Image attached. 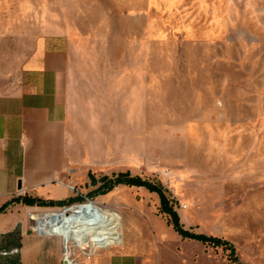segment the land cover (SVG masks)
Returning a JSON list of instances; mask_svg holds the SVG:
<instances>
[{"label": "rangeland", "instance_id": "374dc122", "mask_svg": "<svg viewBox=\"0 0 264 264\" xmlns=\"http://www.w3.org/2000/svg\"><path fill=\"white\" fill-rule=\"evenodd\" d=\"M25 1L73 40L70 124L83 154L73 199L27 209L28 232H42L32 218L90 202L121 215L111 226L142 264H264V0ZM121 171L163 184L183 227L229 240L237 259L179 232L157 191L104 192L101 176ZM74 234L61 246L79 262L122 241L83 249ZM18 243L4 237L1 249Z\"/></svg>", "mask_w": 264, "mask_h": 264}, {"label": "crops", "instance_id": "0c3cea01", "mask_svg": "<svg viewBox=\"0 0 264 264\" xmlns=\"http://www.w3.org/2000/svg\"><path fill=\"white\" fill-rule=\"evenodd\" d=\"M28 5L0 0V250L4 237L19 242L9 246L18 253L0 255V264H63L61 234L29 233L26 223L27 209L56 205L23 198L69 199L82 184V148L70 124L73 40L36 22ZM117 245L88 252L78 264H142L139 246L125 236Z\"/></svg>", "mask_w": 264, "mask_h": 264}, {"label": "bare ground", "instance_id": "6f19581e", "mask_svg": "<svg viewBox=\"0 0 264 264\" xmlns=\"http://www.w3.org/2000/svg\"><path fill=\"white\" fill-rule=\"evenodd\" d=\"M99 209L93 203L88 202L47 213L41 218L40 229L43 232L61 234L67 238L75 233L73 239L83 249L88 242L94 247L101 238L107 236L112 237L114 241L123 239L125 232L120 226L122 225L121 215L101 212ZM116 220H119L120 225L111 226ZM81 223L83 228L76 227Z\"/></svg>", "mask_w": 264, "mask_h": 264}, {"label": "trees", "instance_id": "16d2710c", "mask_svg": "<svg viewBox=\"0 0 264 264\" xmlns=\"http://www.w3.org/2000/svg\"><path fill=\"white\" fill-rule=\"evenodd\" d=\"M90 177H91L93 183H97L99 180L95 176V174H93L92 172L90 173ZM100 180L103 182V184L106 187L104 189V192H107L108 190L112 189L114 186H116L118 184H122V183L145 185L150 190L157 191L160 195L162 211L167 212L172 217L174 227L179 232H181L184 236H189L192 238L202 240L204 242H210V243H213L215 245H223L226 248H230V250H231L230 253L232 254V256L235 257V259H237L236 248H235L234 244L232 242H230L229 240L224 239L222 237H218V236L207 235L205 233L192 232V231L187 230L183 227L182 223L180 222L179 215H178L177 211L174 209V205H173L171 199L169 198V196L167 195L163 184L155 183L151 180L144 179L139 175H131V173L129 171L118 172L117 174H115L112 177L104 175V176H101ZM71 199H73V197L69 198V199H64V200H58V201L44 200L42 198H38L37 200H34L32 198H26V197L23 198L24 202H26L28 204L38 203L41 205H60V204H63V203H65Z\"/></svg>", "mask_w": 264, "mask_h": 264}, {"label": "built area", "instance_id": "2783aa9c", "mask_svg": "<svg viewBox=\"0 0 264 264\" xmlns=\"http://www.w3.org/2000/svg\"><path fill=\"white\" fill-rule=\"evenodd\" d=\"M19 248L18 247H12L10 249H2L0 250V255H10L13 253H18ZM63 264H78L77 259L72 256L69 248H66L64 245V250H63Z\"/></svg>", "mask_w": 264, "mask_h": 264}]
</instances>
